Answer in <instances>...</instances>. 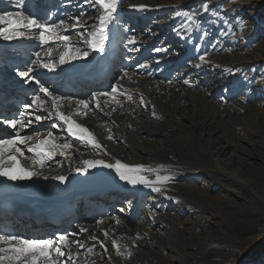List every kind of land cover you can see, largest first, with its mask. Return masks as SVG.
<instances>
[{"label": "rangeland", "instance_id": "374dc122", "mask_svg": "<svg viewBox=\"0 0 264 264\" xmlns=\"http://www.w3.org/2000/svg\"><path fill=\"white\" fill-rule=\"evenodd\" d=\"M9 1L0 0V9L15 13L17 7L27 5L28 8L23 11L25 15L49 23H56L53 15H59L58 10H62L68 15L61 19L74 23L73 18L80 17L81 24L89 30L101 14L99 5H93L91 0L87 3L85 0H52L54 9L47 15L41 14L38 9L49 5L50 0ZM140 4L146 5L149 10L138 12L131 9L128 11L130 14L119 25L113 26L114 30L109 33V39L113 38V44H116L134 29L138 38L136 46L146 44L148 48L146 55L139 56L138 60L135 56H119L120 59L130 58L129 64L134 59L131 65L135 64V68L139 64L148 66L145 72L129 64L127 67L115 64L121 72L115 73L119 74L118 79L111 84H119V91L125 93L117 97L119 103L102 96L98 98L100 107L97 108V101L90 99L93 93L102 90H90L87 93L90 95L83 98H80L82 91L79 97L64 92L54 91L53 94L73 98L71 103L62 102V112L65 109H68L67 113L74 112L76 117L72 118L86 125L94 134L102 145L96 154L98 159L105 157L116 161L118 157L115 154H118L122 160L129 156L141 165L153 163L147 161L152 159L157 164L147 167L154 171H145L144 175L150 180H155L157 175H168L174 179L158 184L162 188L160 193L150 188L147 194L139 189L132 190L114 207L119 206L117 209L122 212L107 207V210L96 214L93 207L100 206V203H88L80 208L92 218L70 221L72 226L69 229L74 233L68 239L77 243L70 241L64 249L63 259L67 261L68 254H72L75 259L69 264H264V0H121L119 9ZM205 4L207 12L203 11ZM44 11H48L46 6ZM77 31H83V28L71 32L70 37H78ZM33 35L38 39V31L33 30L29 36ZM156 48L167 51L155 52ZM54 49H60V53L64 51L61 47ZM46 52L48 49L41 55L44 62ZM205 53L206 62L202 63L199 56ZM126 61L116 62L123 65ZM22 64L27 66L28 62ZM104 66L101 65V68ZM5 70L18 71L9 66ZM125 73L127 77H124ZM14 78H6L2 82L6 88L23 87V91L18 89L21 92L17 95L19 100H5L12 103L8 108L15 113L9 119L27 123L31 118L33 121L19 130L21 135L33 137L27 145H20L25 156H32L27 146L37 142V133L39 139H44L51 131L57 144L71 143L72 148L67 150L71 155L57 154L50 162L52 164L46 165V172L65 174L67 167L72 170L81 167L82 161L88 160L87 156L91 157L97 149L70 136L65 127L52 128V124L61 122L55 116L51 118L55 117L57 121L49 122L47 118L51 99L40 93L39 87L28 85L24 92V80L20 82L19 76ZM36 79L40 83L43 81L49 90L53 86L44 80L46 78L38 76ZM62 81L59 77L53 83L57 86ZM13 82L18 85H11ZM111 84L107 92L111 91ZM36 94L46 99V108L43 112L25 111L23 105L30 104V97ZM78 98L88 101L91 111L78 106ZM28 112L45 119L42 123L32 118L35 115H27L24 119ZM2 126L5 138L15 135L16 130L9 129L4 123ZM109 135L114 139L109 140ZM216 166L226 175L225 182H219L218 175L212 173ZM100 169L102 172H99ZM91 172L97 174L98 183L110 187L114 185L110 191L117 192L126 183L120 181L112 170L110 174L106 172V168L97 167L88 171ZM48 188L59 192L62 187L53 183ZM86 188L72 190L81 193L88 191ZM143 194L146 196L139 204L137 200ZM147 206L152 208L146 209ZM137 207L140 211L134 218L136 220L130 222L129 216H133ZM149 212L155 214L153 221L147 218ZM115 215L127 224L120 225L121 228L116 226L117 232L111 230L105 236L103 223L106 225L108 217ZM168 215L171 217L167 218ZM97 223L100 225L98 228ZM83 226L85 229L90 227L89 231L81 232L80 227ZM52 235L49 238L56 237V233ZM78 243L84 247H78Z\"/></svg>", "mask_w": 264, "mask_h": 264}, {"label": "snow or ice", "instance_id": "6c2138e0", "mask_svg": "<svg viewBox=\"0 0 264 264\" xmlns=\"http://www.w3.org/2000/svg\"><path fill=\"white\" fill-rule=\"evenodd\" d=\"M90 2V0H85ZM93 5H99L101 14L98 17V23L93 25L92 29L84 27L81 24L80 17L73 18L74 23H68L64 19H60L56 23H49L35 18L31 15H25L22 11L15 13L10 11H4L0 13V36L4 40H12L14 38H24L28 33L33 30L38 31V40L41 45H46L50 42L62 44L64 51L61 52L58 62H54L52 59H48L44 62L41 59V53L37 52L36 60L33 61V66L28 67L26 71H17L19 77L23 78L25 83L34 80L31 73L35 67H41L49 72H54L58 67L62 65H71L74 61L85 60L92 53H104L106 51V42L109 39V27L118 19V9L121 0H91ZM130 9H134L138 12L148 11L146 5H130ZM203 11H208V6H203ZM83 13H81V16ZM191 18V17H190ZM83 28V31H77L76 35L79 37L78 42L72 41L71 37L65 34L69 29L77 30ZM179 35V33H178ZM138 38L133 35L129 37L126 44L132 45L130 48L132 52H138L137 47ZM200 47L199 44L196 45ZM155 52L167 51V49L156 48ZM52 49L49 48L46 55L51 54ZM205 55L199 56V60L203 63L206 62ZM159 61H157L158 63ZM140 68L147 67V64L137 65ZM200 65H197L199 67ZM127 77V73L124 74ZM122 77V79L124 78ZM247 79V78H246ZM39 84V92L44 94L45 97L51 99V108L48 109V117L53 115L61 123L52 124V128L65 127L67 133L81 141H86L93 148L100 150L102 145L97 141L94 134L85 126L77 123L71 116V114H64L60 109L63 101L72 102V97H62L60 95H54L44 84L36 81ZM186 84L189 81H185ZM120 85L113 84L110 92L93 93L92 100L97 101L96 107H100L98 101L99 96L110 97L116 103H119L117 97L123 95L119 91ZM131 99V97H128ZM143 103V101H141ZM78 106H83V109L91 111L89 102L83 99L76 100ZM23 108L33 109L34 111L43 110L46 108V99L41 98L40 95H34L31 98V103L24 104ZM33 112H28V116L31 117ZM23 114V113H22ZM83 115V112H78ZM45 119L44 116L35 115V121H41ZM3 123L12 129L16 130V134L10 138H0V177H4L9 181H25L31 180L33 177H38L40 172L36 169L46 165L48 161L59 154L60 156L71 155L72 148L71 143L57 144L56 137L51 131L48 132L44 139H39V133L36 134L37 142L33 145L27 146V151L32 153V156H25V151L20 145H27V142L32 140V136H23L20 134V129H24L33 123L30 118L27 123L19 119H7ZM109 140L114 139L112 135L107 137ZM30 159L31 167H25L21 163V159ZM97 167L106 168L112 170L116 177L120 181L126 182L129 185H142L150 188L154 192H162V188L157 186L170 182L174 179L172 176L157 175L155 180H150L145 171H154L152 169H145L144 165H129L116 160L114 163L106 162L102 159L97 160H83L81 167H76L73 171L77 173H87L90 169ZM47 179V177H45ZM53 179L63 183L66 179L63 175H57ZM81 232L86 231L85 228H80ZM107 236V233H105ZM95 239V237H92ZM69 239L67 234H57L55 238H25L24 236L14 234L11 230H5L0 228V264H69L74 262L75 257L72 254H68L67 261L65 257L64 249L69 246ZM71 243H77L71 241ZM115 246V242H113ZM78 247L83 248V244H77ZM103 246V245H101ZM91 251V249H89Z\"/></svg>", "mask_w": 264, "mask_h": 264}, {"label": "bare ground", "instance_id": "6f19581e", "mask_svg": "<svg viewBox=\"0 0 264 264\" xmlns=\"http://www.w3.org/2000/svg\"><path fill=\"white\" fill-rule=\"evenodd\" d=\"M3 1L10 2L9 0H3ZM51 1L52 0H50V3H49L48 6L44 5L43 8H40L39 11L42 12V13L47 14L51 9H54V8H50V6L54 7L53 6V2H51ZM45 6L48 8V11H46V12L44 11L43 12V9H44ZM63 6H64V4H63ZM25 8H28V6L25 5L23 7H20V6L17 7L18 11H22V12L24 11ZM4 10L5 9H0V12L2 13V12H4ZM130 10L131 9L129 7H126V9H118V19L116 21H114L110 25V27H109V33H111L114 30V29L112 30V27L113 26L119 25L118 23H120L121 20L125 18V16H127L128 14H130V12H128ZM58 12H59V15H57V16H62L63 17L65 15H68L65 12H63L62 10H58ZM94 19H96V18H94ZM96 22L98 23V20ZM0 26H4V25H0ZM71 32L74 33V30L69 29L65 34L71 36L70 35ZM129 32H131L132 34H129ZM129 32L123 38H120L118 40V43H116V44H113V38L112 39H108L107 42H106V46H105L106 47V51L104 53H102V54L101 53H92L85 60L74 61L71 65H62V66L58 67L54 72H49L48 70H46L44 68H41V67L34 68V71L31 73V75L34 77V80L29 81L28 83H25L24 82V84H25L24 85V88H26L28 85H30L31 87L32 86L39 87V84L36 83V81H37L36 78L38 76L39 77H42V78H46L44 80H47L49 83H52L53 84L52 88H54L56 85L53 83V81L59 79V76H57V75L60 74V77H62L63 81L59 85H57L55 87V90H52V88H51L50 89L51 92H54L55 91L56 93H59V92L60 93H63L65 91H69L72 96L79 97L80 96L79 93H80V91H82L83 94H81V97L80 98H83L85 96L90 95V94L87 95V93L90 92V90H98V91L102 90L99 93L107 92L106 89H102L101 88V86H102L101 84L104 83L103 78L92 77V73L95 70V68H98V66H101V65H103V66L105 65L99 71V73H100L99 76L101 75V77H102V75H105V70L108 67H112V65L114 64V62L116 61V59H117L118 56H123V55H125L126 57L135 56V59L138 60L139 59V56L146 55V52H147V49H148L147 46H146V44H145V46L139 47V51L138 52H132V51H130V48L131 47H128V45L126 44V42L129 39V37H131V36H133L135 34L136 31H134V29H133V30H131ZM29 35H30V33H28L24 38H14V39H12L10 41L9 40H4L3 37L0 36V78L1 77H6V76H7L6 78H9V76H12V78L17 77V71L16 70H19L20 68L21 69L24 68V66L21 64L23 61H20V60H22V57L21 56L26 55L25 57L29 58L30 55H31V52H28L29 49H32L34 47H37L38 48L40 46H44V47H50L51 49L61 47V49L64 50L62 44H57V43L50 42V43H48L46 45H41L39 43V40L37 39L36 36L30 37ZM71 39L74 42H78L79 41L78 37H75V38H72L71 37ZM16 42H17V45L15 44ZM9 46L12 48V50H9L8 51L6 49ZM46 49H49V48H44V51ZM59 50H57V49L52 50L50 56L49 55H46L47 54V52H46L45 55H43V58L46 59L45 62H47L48 59H52L54 62H58L59 56L61 54ZM29 51H31V50H29ZM9 52H10V54H18V55L7 56V54ZM41 54H43V53H41ZM33 55H34V58L35 59L30 61L32 63L30 65H28V67L33 66V61L36 60L35 53ZM123 60L124 61L127 60L126 62H124L125 64L123 65V67L124 66L127 67V65L129 64L130 58H128V59L125 58ZM133 62H135L134 59L132 61H130V64L129 65L132 66L131 63H133ZM134 65L135 64H133L132 67H134ZM8 66L11 69H14L16 72H6L5 69ZM28 67H26V69H28ZM146 68H148V66ZM146 68H140V67L138 68V66H136L135 69L136 70L141 69V70H144L146 72ZM7 70L9 71V69H7ZM118 71H120V70H118ZM106 75H109V77L106 79V83H108V84H104V86H105L104 88H108V85L109 84H111L113 81L115 82V80L118 79L117 78L118 77V74H115L114 77L110 73L109 74H106ZM18 80H20V82H23V78H21V77ZM96 80L98 81V83H95ZM41 82L43 84V81H41ZM12 84L15 85V84H18V83H14L13 82ZM111 85H113V84H111ZM20 87H22V86H20ZM0 91H2V90L0 89ZM36 95H39V94H36ZM33 96H31L30 99ZM100 97H102V96H99L98 98H100ZM80 98H78V99H80ZM91 100L92 99H90V101ZM31 110H33V109H31ZM78 110H80V109H78ZM6 111H7L6 109L3 110L2 108H0V121H2V117L5 116V112ZM40 111L43 112L44 109L43 110H40ZM73 113L74 112H68L66 115L71 114L72 117H74L73 116ZM32 118H34V116H32ZM84 120H86V119H84ZM87 125H88V127H94L93 125H90V124H87ZM84 126H86V125H84ZM97 128L98 127H96V129ZM152 133H154V132H151V134ZM1 134H3V132L0 129V138H3L1 136ZM75 139H77V138H75ZM77 140H79V139H77ZM182 144H184V143H182ZM186 145H188V144L186 143ZM97 152H98V150H95L94 151V154L91 157L87 156L88 160H97L99 158V156H96V154L98 155ZM111 152L114 153V151H111ZM115 155L118 157V160H120L123 163L129 164V165H141L136 160L130 159L129 156H128V158H124V160H122V159L119 158V155L118 154H115ZM20 159H21V162H22V165L23 166H25V167H31L32 166L30 159H24V158H20ZM103 160H105L106 162H110V163H114L115 162V160L106 159L105 157L103 158ZM51 161H48L46 163V165L49 164ZM147 161L153 162V163H146L148 165H152L153 166V165L157 164L152 159L151 160H147ZM50 164H52V163H50ZM53 164H57V163H53ZM46 165L43 166V167H39L38 169L39 170L41 169L40 171L38 169H36L38 172H40V175L38 177H33L31 180H25V181H9V180H7L4 177H0V202L3 203L6 200H12L13 202H15L17 200L18 196H26L27 197V200H25L24 202H32L33 200L41 201V200H44L45 197H48L50 195V193H51V197H49V198L51 199L50 201L52 202L55 199L54 198L55 195H53V194L54 193H59V192H57V190L56 191H50V193H49V190H48L49 188L48 187H51L53 183L54 184L55 183H59V187L61 186L62 188H64V189H61V190H64L65 192H69L72 189L77 188V187H82L83 189H85L86 188L85 186H88L89 185V187L86 188L88 191H85L83 193L84 197H82L81 200H83V201L80 203V205L83 204L85 206L88 203H90V204L100 203V206H94L93 207V208H95L93 211H95V213L97 214L99 212H102V211L107 210V207L109 209H111V210H115V211L117 210V211L122 212L121 209H117V208H119V206H117V208H115V209H114V207H116V205L118 204L119 200H124V198L126 197V195L129 192H131L132 190H138L139 189L142 192L145 191V194L150 193V189L148 187H139L140 185L139 186H137V185L133 186V185H129V184H126V183H123L122 185H124V186L120 187L121 189H119L117 192L116 191H110L111 187H114V185H112L110 187V185L109 186H106L105 184H103L101 182L98 183L97 179H99V178L96 176L97 175L96 173H92V172L91 173H88L87 172V173H81V174H78L77 175L70 167H67V170L68 171L64 167L65 170H66V173L65 174H57V175H63V176L66 177L65 181L63 183H60L59 181L53 179V177L57 176L56 174H53L52 172H46V170H45ZM148 165H145L144 164L145 169L146 170L147 169H152L151 167H147ZM166 167H168V166H166ZM109 171H111V170L106 169V172H108L110 174L111 172H109ZM211 171H212V173L218 175V181L219 182H222V181L225 182L226 175L224 174L223 171H221L219 169L218 166L214 167ZM99 172H102V169H100ZM99 172H97V173H99ZM146 172H148V171H146ZM45 175H48V176H45ZM230 176L233 177L232 175H230ZM45 177H47V179H45ZM101 184L103 186H101ZM125 191L127 193L123 194ZM114 192H115V194L118 195L117 199H116V197L113 196V195H115ZM133 195L136 196L135 193ZM85 196H86V198H85ZM112 196H113V198H112ZM145 196L146 195L143 194V196L137 200L139 202V204H140L141 200L143 198H145ZM202 197L205 200L207 199V197H205L203 195H202ZM114 200H116V201H114ZM135 200H136V197L135 198H132V201L133 202ZM149 208L151 209L152 207L147 206L146 209H149ZM75 209L76 208L71 209V211L69 212V214L66 217H62V218L60 217L58 219L59 220V224L51 227L53 229H51V228H49L47 226L52 221V220L48 221V219H46L47 217H49V213H47V214L42 213L44 215H42V214H36V219L40 221V224L38 226H36V224H35L36 221L33 220L31 216H29L28 218L22 220L21 223L22 224H25L26 225L25 227L27 229H31L28 232L29 233L28 238H37V239H40L41 238V239H43V238H45L47 236H50V235H52L54 233H56V236H57V234H68V237H70V235H72L74 233V232L70 231V229H69V227L72 226V224L69 225V223H70L71 220H73V221H87V220H90L92 218L91 215H89V213H85L82 210H75ZM35 210H37V209H35ZM139 211L140 210H138V207H137V209L135 208L134 212L132 211L133 212V214H132L133 216H129L130 217L129 218L130 219V222L131 221L133 223L135 222L136 219L134 220V218L137 217V214L139 213ZM153 216H155V214L149 212L148 215H147V218L149 220L153 221ZM131 217H133V219ZM168 217H171V215H168L167 218ZM119 218L120 217H117V215H115L113 217H110V218L108 217L107 220H109V222L106 225H104V223L101 221L103 223V226H102L103 228L102 229L104 230V233H108L109 231L111 232V230H115V232H117L116 229H115L116 226H120V225L121 226H124L125 223L127 224V222L125 220H123L121 218L119 219ZM78 224H80V222ZM96 226H97L96 228L100 227V225H98V223H97ZM121 226H120V228H121ZM149 227H147L148 230L150 229ZM77 228H75V229L76 230H79ZM80 228H82V227H80ZM83 228H84V226H83ZM88 228H90V227H88ZM88 228L86 229L87 231H89ZM120 228H119V230H120ZM92 230H93V227H92ZM66 231H68L69 233H64ZM157 232H159V231H157ZM21 236H22V234H21ZM78 236H79V234H78ZM70 241L71 240L69 239V242ZM119 251H117V252L119 253ZM91 264H97V263L91 262Z\"/></svg>", "mask_w": 264, "mask_h": 264}]
</instances>
